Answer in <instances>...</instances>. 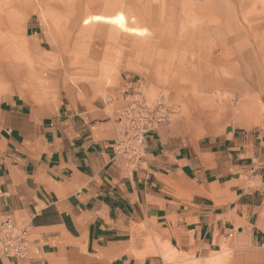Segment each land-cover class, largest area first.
Segmentation results:
<instances>
[{
    "label": "crops",
    "instance_id": "crops-1",
    "mask_svg": "<svg viewBox=\"0 0 264 264\" xmlns=\"http://www.w3.org/2000/svg\"><path fill=\"white\" fill-rule=\"evenodd\" d=\"M137 87L125 73L92 106L43 85L0 92V221L30 233L27 258L0 264H264L262 108L209 134L164 124L132 169L117 118Z\"/></svg>",
    "mask_w": 264,
    "mask_h": 264
},
{
    "label": "rangeland",
    "instance_id": "rangeland-1",
    "mask_svg": "<svg viewBox=\"0 0 264 264\" xmlns=\"http://www.w3.org/2000/svg\"><path fill=\"white\" fill-rule=\"evenodd\" d=\"M116 12L142 35L86 23ZM0 64V92L43 85L89 106L109 105L134 74L166 124L209 134L264 111V0H0Z\"/></svg>",
    "mask_w": 264,
    "mask_h": 264
},
{
    "label": "built area",
    "instance_id": "built-area-1",
    "mask_svg": "<svg viewBox=\"0 0 264 264\" xmlns=\"http://www.w3.org/2000/svg\"><path fill=\"white\" fill-rule=\"evenodd\" d=\"M168 121L163 105L149 104L137 93L118 115L121 136L116 141L117 154L132 168H137L143 157L146 134L160 128ZM30 233L17 225L10 217L0 221V261H22L29 255Z\"/></svg>",
    "mask_w": 264,
    "mask_h": 264
},
{
    "label": "bare ground",
    "instance_id": "bare-ground-1",
    "mask_svg": "<svg viewBox=\"0 0 264 264\" xmlns=\"http://www.w3.org/2000/svg\"><path fill=\"white\" fill-rule=\"evenodd\" d=\"M87 24L89 23H107L116 26L119 28L121 31L130 33V34H135V35H142V31L136 28H130L128 26V19L127 17L119 12L114 15H94L87 19L86 21ZM4 72V69L2 66H0V74Z\"/></svg>",
    "mask_w": 264,
    "mask_h": 264
}]
</instances>
